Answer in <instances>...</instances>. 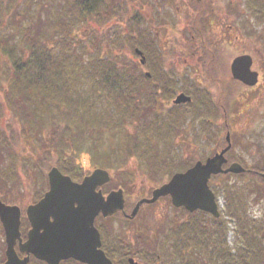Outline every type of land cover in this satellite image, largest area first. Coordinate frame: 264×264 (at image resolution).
Segmentation results:
<instances>
[{
	"label": "trees",
	"instance_id": "obj_1",
	"mask_svg": "<svg viewBox=\"0 0 264 264\" xmlns=\"http://www.w3.org/2000/svg\"><path fill=\"white\" fill-rule=\"evenodd\" d=\"M34 1L0 0L1 198L7 203L15 200L3 193H13L3 187L9 178L14 175L19 181L21 170L31 175L27 152L36 154L35 167L44 176L53 165L73 178L90 173L76 161L83 147L89 149L95 166L117 173L129 172V160L137 158L138 165L145 166H137L144 176L147 172L166 175L161 183L192 166L196 160L180 158L172 144L161 146L162 138L168 143L178 132L173 122L167 123L171 132L162 131L156 117L145 122L148 111L138 72H129L130 55H137L135 48H141L136 9L140 1L50 0L57 9L51 18L32 11ZM246 2L243 19L253 29L254 17L264 20V0ZM7 19L15 29L3 27ZM48 23L50 30L45 27ZM80 32L92 36L93 43L80 39ZM199 97L195 103L200 106ZM240 176L253 179L264 194L260 174ZM129 177L138 176L132 172ZM227 177L221 174L219 179ZM243 186L222 184L228 208L221 209L219 217L185 210L186 219L177 217L153 235L141 232L135 242L114 236L110 257L123 255L117 264H128L129 255L144 264H264V219L250 214ZM41 196L40 187L34 198ZM231 229L233 244L228 241ZM102 235L105 242L103 229Z\"/></svg>",
	"mask_w": 264,
	"mask_h": 264
},
{
	"label": "flooded vegetation",
	"instance_id": "obj_2",
	"mask_svg": "<svg viewBox=\"0 0 264 264\" xmlns=\"http://www.w3.org/2000/svg\"><path fill=\"white\" fill-rule=\"evenodd\" d=\"M139 1L140 5L136 9H138L139 19L143 26L141 28L142 41L140 44L142 55L137 54L140 62L138 76L139 87L142 92L141 97L145 103L144 108L148 111L145 122H147V117L148 119L156 117L155 120L159 122V126H161V123L166 124V128L164 129L163 126L162 131L169 132L172 128L167 127V123L173 122V129L178 132L176 127H180L181 120L175 112L182 113L184 123L187 125L190 119L186 120L185 115L192 116V106L195 101L200 99L199 96H202L200 102L203 105L205 122H209L214 132L217 130L223 131V127L226 134H230L232 140V132L235 131L233 123L236 121L237 110L241 109L239 106L242 103L243 93L253 92L257 88H264V34H258L257 27L254 29L247 27V23L243 19L242 5L238 3H235L234 10H230L229 14L218 9L217 0H209L208 3L204 0ZM218 2L222 4L221 1ZM175 9L178 11L177 14ZM168 15L172 17L171 23L168 22ZM227 16H232L236 22L226 24ZM243 25L247 28H243ZM169 28L173 34L163 33L164 30ZM231 44L237 48H245L233 56L228 55L224 62L218 61V57L222 55L226 57V52L231 49ZM244 54L250 55L252 59L251 71L256 72L257 75L256 83L253 85L236 78L232 72L234 59ZM180 93L190 96L191 101L175 103V99ZM164 100L167 101L166 104L163 102ZM215 118H219L221 124L215 123ZM153 129L158 128L153 127ZM225 146H227L226 141L225 143L220 142L219 147L213 154L221 151ZM235 148L232 140L231 147L225 153L227 162L224 163L223 168H227L232 162H238L245 166L242 161L243 155H240V158L236 157V154L234 155ZM245 167L247 171L244 173H258L261 175L264 172L248 166ZM221 174L234 175L235 173H219L213 175L212 179L219 178ZM105 185L107 183L102 186V190ZM103 193L107 194L109 191ZM167 196L171 200L170 195L161 196L159 199ZM173 207L181 211L183 219L187 218L185 207L175 205ZM189 212L193 213L195 211ZM115 215H121L128 219L121 211L116 212L111 217ZM98 218H103V220L109 218L110 222V215L104 216L103 213H99L96 217V225ZM97 227L102 232L101 225L100 227L97 225ZM30 228L31 223L29 221L26 235L22 231L23 240L27 239ZM2 233L5 239L4 228ZM104 233L106 234L105 230ZM106 238L107 240L102 242V248L110 257V244L114 240V237L110 238V223ZM16 246L18 254L21 257L25 256L19 250L18 243ZM122 257L121 254H115L112 259L117 264V261ZM129 257L131 256L129 255L127 259ZM5 260L6 254L4 260L0 261ZM72 260L79 262V264H86L74 258L63 259L59 264H71ZM29 264L48 263L31 254Z\"/></svg>",
	"mask_w": 264,
	"mask_h": 264
},
{
	"label": "water",
	"instance_id": "obj_3",
	"mask_svg": "<svg viewBox=\"0 0 264 264\" xmlns=\"http://www.w3.org/2000/svg\"><path fill=\"white\" fill-rule=\"evenodd\" d=\"M142 55L140 49L136 50ZM142 57V61H143ZM250 55L237 56L232 63L234 76L253 85L256 72L251 71ZM191 101V97L180 93L175 103ZM228 145L205 161L197 160L185 171L175 172L171 178L153 188L151 196L137 201L130 214L125 212L126 197L123 187L112 189L104 194L102 186L112 176L108 169L96 167L85 175L82 181H75L63 173L56 165L49 168L47 177L49 188L36 202L26 208V216L31 223L27 239L23 240L20 229L22 208L18 204L5 203L0 197V220L6 235V260L0 264H29L31 254L48 264H59L61 260L74 258L86 264H114L102 248L101 232L95 224L99 213L104 216L123 211L127 217L134 218L142 204L154 203L161 196L170 195L173 205L185 207L189 211H207L215 217L220 216L214 190L209 184L212 174L235 172L246 169L233 162L227 168L225 153L231 147L230 134ZM264 181V172L262 173ZM25 254L21 257L16 249ZM130 264H142L133 257Z\"/></svg>",
	"mask_w": 264,
	"mask_h": 264
},
{
	"label": "rangeland",
	"instance_id": "obj_4",
	"mask_svg": "<svg viewBox=\"0 0 264 264\" xmlns=\"http://www.w3.org/2000/svg\"><path fill=\"white\" fill-rule=\"evenodd\" d=\"M206 3L209 0H204ZM218 1H221L222 4ZM34 5L32 11L38 10L40 11L43 18L54 17L57 13L56 6L50 3V0H41V3L38 0L34 1ZM179 3V2H178ZM235 3L242 5V10L244 13H247V2L246 0H217V7L222 12L229 13L230 10H234ZM135 9V7H134ZM201 10V9H200ZM176 14L178 13L177 9H175ZM247 11V12H246ZM206 12V11H205ZM243 13V14H244ZM230 14V13H229ZM42 18V19H43ZM244 18V16H243ZM36 19V14H35ZM139 20V18H138ZM9 19L3 24V27L8 25L7 30H13L15 27L14 24H9ZM41 21V20H40ZM251 24L254 27H257L259 32L258 34H264V20H259L257 18H253L251 20ZM168 22H172V17L168 15ZM236 22L235 18L232 16H227L226 24ZM137 25L139 29L142 28V22L139 20L137 21ZM46 29H49V23L45 26ZM243 28L245 25H243ZM254 29V28H253ZM163 33L173 34L171 29L164 30ZM168 35V37H170ZM80 39L88 41L89 44L93 43L92 36L84 35L80 32ZM248 37V36H247ZM252 38V37H251ZM250 38V39H251ZM254 39V37H253ZM260 43V41L257 39ZM250 42V41H249ZM255 45V44H254ZM243 48H237L235 45L231 44V49L227 51L226 57L224 55L218 57V61H223L228 58V55H235L236 53H240ZM112 50V49H111ZM130 59L132 63L129 67V72L133 73L134 71H139V57L137 55H130ZM1 71V67H0ZM4 72V71H2ZM5 79V78H1ZM242 98V103L239 106L240 110H237L236 114V121L233 123L234 132H232V140L235 144V149L233 151L236 157L240 158V155H243L242 161L245 163V166L264 171V88H257L253 90V92H244ZM195 101V98H194ZM165 104L167 101H163ZM196 102V101H195ZM171 103V101H170ZM171 106V105H170ZM167 106V107H170ZM192 116L188 117L185 115L186 120L190 119V122L187 125L184 123V118L182 117V113L180 112L177 114L179 119L181 120L180 127H176L178 133L174 136L173 141L168 140V143H165V139L162 138L160 144L162 147H167L172 144L174 148H176L177 153L179 154L180 158H185L191 160L203 159L205 160L207 156L212 155L215 150L219 147L220 142H224L225 139V130L222 127L223 131H213V128L210 127L209 122H205L204 120V112H203V105L200 106L196 103L192 106ZM179 121V120H178ZM177 121V122H178ZM215 123L221 124L219 118L214 119ZM165 127V125L163 124ZM163 129V127H160ZM159 131V129H156ZM177 132V131H176ZM109 145V143H108ZM83 147V150L80 154L76 155V161L81 162L80 166H83L86 170L85 171H92L96 166L94 161L91 159L90 152H87L89 149ZM86 150V151H85ZM164 152V151H163ZM165 153V152H164ZM168 155L167 153H165ZM36 154H32L31 152H27L25 155L26 164L32 170L31 175H26V173L21 170L23 173L19 177V181L17 180V176L9 178L6 182V185H2L3 187L11 188L12 194H10V190L4 191L3 193L8 194L6 197L15 198V200H8L10 203H15L21 206L23 210V220H22V231L23 234L26 235L27 229L29 227V221L26 217V208L30 203H34L36 201L35 194L36 191L41 187V195L45 192L44 190L48 189V179H47V172L44 176L41 172L38 171L37 167H35ZM137 158H133L129 160V172H121L117 173V171L110 170L112 176H114L107 185L103 187L104 192H108L113 188L117 187H124L126 183L125 194H126V212H131L134 208L135 204L138 200L142 197H149L148 195L151 194V191L154 187L161 184L162 181L166 179V175H149L147 172L145 176L142 172L137 170V166L141 169H145V166L138 165ZM118 164V162H116ZM136 173L138 177L135 179L130 180V173ZM86 175V174H85ZM84 176V175H83ZM156 176V177H155ZM161 177V178H160ZM76 180H81L82 176L79 178H74ZM114 179V180H113ZM130 180V181H129ZM227 181L229 184H238L243 186V193L244 198L248 199L249 204V212L251 215H254L255 219H264V194L259 192L261 189L259 186H256L253 183V179H249L248 177H241L240 174L236 175H229L224 179H215L211 180V185L214 191L219 194L218 203L221 209H227V199L222 194L220 190H222V184ZM5 182V181H4ZM261 186V185H260ZM242 194V192H241ZM5 197V195H4ZM38 197V196H37ZM121 214V213H119ZM175 217H182L181 211L177 208H174L170 197H162L157 202L153 204H144L139 214L130 222L126 221L128 219L122 217L121 215H115L114 217L108 219L98 218L97 225L103 228L107 234V228L110 223V238L121 235L123 237L128 238V241H136V235L141 232H146L148 234H154L158 230L164 229L170 223L173 222ZM263 222V221H262ZM233 225V222H232ZM230 226L233 229V226ZM232 229L228 234V241L230 244H233L235 234L233 233ZM2 226L0 223V260H4L5 258V251H6V243L4 239V234L2 233ZM105 234V235H106ZM107 240V238H105ZM144 264L143 262H141Z\"/></svg>",
	"mask_w": 264,
	"mask_h": 264
}]
</instances>
